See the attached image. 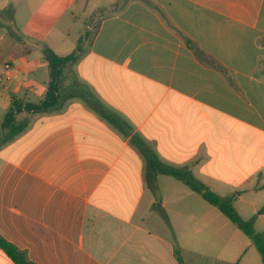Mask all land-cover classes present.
Instances as JSON below:
<instances>
[{
  "label": "crops",
  "instance_id": "crops-1",
  "mask_svg": "<svg viewBox=\"0 0 264 264\" xmlns=\"http://www.w3.org/2000/svg\"><path fill=\"white\" fill-rule=\"evenodd\" d=\"M45 48L74 56L55 79ZM6 62L0 237L28 262L205 264L184 221L221 216L158 164L264 221V0H0Z\"/></svg>",
  "mask_w": 264,
  "mask_h": 264
},
{
  "label": "trees",
  "instance_id": "trees-1",
  "mask_svg": "<svg viewBox=\"0 0 264 264\" xmlns=\"http://www.w3.org/2000/svg\"><path fill=\"white\" fill-rule=\"evenodd\" d=\"M44 54L49 61V67L53 79H55L61 66L65 65L67 62L74 60V56H69L66 58L58 57L48 48L44 49ZM13 57H16V55H13ZM50 89L51 87H49L48 95L50 93ZM48 95L47 98H49ZM25 109L30 111L32 107H25ZM20 112L21 109L17 104H15V106L9 112H7L5 120L2 124L3 129L7 130V134L2 139H0V145L12 141L24 130V125H17L16 122V115ZM158 165L162 173L169 174L174 178L183 181L193 191L199 193L205 201L215 206L234 225H236L249 238V240L251 241V245L258 251L262 263L264 264V231L255 230L253 226L255 217H253L251 221H245L240 217L233 205L235 196H219L218 194L211 191L202 182L197 180L187 169H174L162 166L161 164ZM259 214H264V207L259 210ZM0 248H2L16 264H32L26 260L22 252H20L16 247H14L1 237ZM176 251L177 253L179 252L178 249Z\"/></svg>",
  "mask_w": 264,
  "mask_h": 264
},
{
  "label": "rangeland",
  "instance_id": "rangeland-1",
  "mask_svg": "<svg viewBox=\"0 0 264 264\" xmlns=\"http://www.w3.org/2000/svg\"><path fill=\"white\" fill-rule=\"evenodd\" d=\"M7 16L8 14L2 19V23L5 25V30H7L9 34L18 35L20 27L16 26L14 23L11 24ZM82 29L85 30V28ZM41 58L42 61L40 60L39 63L42 66L48 68L49 61L47 60L46 56L42 55ZM196 194L199 196L202 202L208 204L199 193ZM216 210L221 216V219L213 220L204 216L201 219L196 218L194 221H184V224L187 225L186 228L188 229L184 235L185 242L188 243L190 240L195 239L194 249L198 254L203 256V258L205 257V264H215L217 260L231 261L233 264H263L258 251L252 245V251H249L245 258L241 259V248L246 247V244L250 242L249 238L217 208ZM238 214L245 221H251L252 219L249 218L250 216H244V214H240L239 212ZM263 225V220L253 222V226L256 231H263ZM213 230L217 231L218 234L214 235L212 233ZM227 239L228 243L232 245V247H230L228 250L225 249Z\"/></svg>",
  "mask_w": 264,
  "mask_h": 264
},
{
  "label": "built area",
  "instance_id": "built-area-1",
  "mask_svg": "<svg viewBox=\"0 0 264 264\" xmlns=\"http://www.w3.org/2000/svg\"><path fill=\"white\" fill-rule=\"evenodd\" d=\"M11 68V63L6 62L0 71V87L7 81L11 80V75L9 74V70Z\"/></svg>",
  "mask_w": 264,
  "mask_h": 264
}]
</instances>
